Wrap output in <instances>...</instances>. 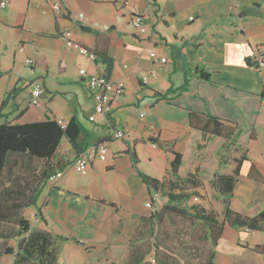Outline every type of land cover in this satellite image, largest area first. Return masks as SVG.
I'll use <instances>...</instances> for the list:
<instances>
[{
  "label": "crops",
  "instance_id": "1",
  "mask_svg": "<svg viewBox=\"0 0 264 264\" xmlns=\"http://www.w3.org/2000/svg\"><path fill=\"white\" fill-rule=\"evenodd\" d=\"M54 3L61 5L62 15H52ZM130 6L143 14L151 34L139 35L133 29ZM65 30L72 31L73 41L105 57L107 64L67 48L58 36ZM252 52L264 55V0H0V125L68 123L75 118L87 135V146L103 140L113 155L105 163L94 162L78 184L72 179L78 174L72 168L74 155L62 139L58 157L71 164L55 183L39 188L34 204L21 214H37L33 228L53 237L76 238L82 243L77 246L99 253L104 244L114 242L111 232L136 231L143 218L166 203L134 170L131 154L141 173L167 182L164 192L171 187L178 193L170 173L171 151L181 154L179 177L191 176L197 185L192 204L203 197L201 205L218 215L224 211L223 198L244 216L264 210V68L247 63ZM80 68L123 82L124 93L113 99L106 114H95ZM201 70L210 74L209 81L200 77ZM151 72L157 77L142 83L141 77ZM12 89L16 91L7 99ZM35 89L41 90L40 104L31 106ZM190 113L198 115L204 132L191 126ZM209 116L234 127L235 135L213 136ZM119 129L127 134L122 141L113 138ZM147 137H156L162 147ZM154 159L165 164L161 176L148 168ZM118 170L123 171L121 199L133 201L125 206L110 194V182L103 185L105 194L96 186L104 175ZM216 176L234 177V182L224 179L214 186ZM137 201L140 210L134 206ZM226 232L237 246L264 258L253 250L264 244V232L228 226ZM244 234L259 239L239 240ZM72 244L62 239L60 250H77ZM115 244L111 249L118 247Z\"/></svg>",
  "mask_w": 264,
  "mask_h": 264
},
{
  "label": "trees",
  "instance_id": "2",
  "mask_svg": "<svg viewBox=\"0 0 264 264\" xmlns=\"http://www.w3.org/2000/svg\"><path fill=\"white\" fill-rule=\"evenodd\" d=\"M87 50L94 56V60L99 58L107 64L105 57L95 51ZM247 63L250 64L248 59ZM39 65H41L40 61L36 62V68ZM199 72L202 79L209 81L210 74L202 70ZM15 91V89H12L7 94V99H10L11 93L13 94ZM7 99L2 101L1 109L7 105ZM24 110H21L16 117H20L25 112ZM189 116L191 126L204 132L205 127L198 123V115L190 113ZM207 119L212 124L209 132L213 136L230 139L235 135L234 127L224 125L215 117L209 116ZM86 137L84 129L75 118H72L64 129L55 120L26 124L6 122L0 125V177L4 179V186L0 187V224H10L11 217L17 216L15 221L18 227L13 234L0 233V239H18L15 251L11 247L4 250L5 255L13 254L15 256L12 264H25L33 260L39 264H57V252L54 247L56 239L71 241L76 245L82 244L73 237H53L46 231L33 228L27 219L19 217V215L22 209L34 204L35 195L39 188L45 185L51 176L61 173L71 164L70 161L60 160L58 157L61 140H67L74 155L72 158L73 163L75 157L87 147ZM146 140L162 147L156 137H147ZM170 153L172 155L170 173L177 181L176 189L179 190L178 193L173 191L171 187H168L164 192L162 189L166 187L167 182L141 173L137 167L138 159L136 155L131 154L133 168L140 175L143 182L154 192H160V195L166 199V203L159 210H154L148 218H143L142 222L155 221L156 223H162L165 215H174L199 222L208 230L207 237L212 242V246H217L226 226L246 232H264V210L251 217L244 216L232 210L228 199L223 198L221 201L224 211L221 215L222 219H220L219 215L213 210L206 209L202 205L184 204L185 201H189L191 197L196 196L193 188H196L197 185L194 184L191 176L186 179L179 177L181 154L174 151ZM242 159H245V157H242ZM32 163H39V167H32ZM239 164L234 176L238 175ZM224 179H230L231 183L234 182V177L216 176L214 186L221 185ZM150 227L153 230V226ZM253 250L255 253L264 255V244L255 246ZM214 258L215 251H212L208 264H214ZM133 259L136 258L133 257L130 261H135Z\"/></svg>",
  "mask_w": 264,
  "mask_h": 264
},
{
  "label": "rangeland",
  "instance_id": "3",
  "mask_svg": "<svg viewBox=\"0 0 264 264\" xmlns=\"http://www.w3.org/2000/svg\"><path fill=\"white\" fill-rule=\"evenodd\" d=\"M122 140L117 139L116 141ZM112 158L113 155L108 150L106 159L97 162L102 164ZM118 164L123 165L124 163ZM164 166L165 164L161 163L160 159H154L148 168L150 170L154 169V172L161 176ZM32 167H39V163H32ZM138 170L142 172L139 168ZM122 172V170H118L117 173L108 176L104 175L103 180L99 179L96 186L97 190H100V193L105 194L103 185L110 182V194L116 198L121 206H125V204L128 205L133 203V201L121 199V185H124V182H122ZM84 177L81 174H74V178L72 177V179L75 183L80 184L79 180ZM3 181L4 179L0 177V187L4 186ZM203 200L204 198L202 197L198 204L201 205ZM192 203H194V199L184 202L186 205ZM134 206L136 210H140L142 207L138 201ZM151 209L153 210L152 204ZM19 217L28 219L32 223L31 225H33L34 218H36L35 216H31V214L23 216L21 213ZM218 217L222 219L221 215ZM16 218L17 216L11 217L10 224H0V233L13 234V232L17 231ZM150 226H153V230ZM109 235L114 242L109 241L107 244H104V248L100 249L99 253H96L97 250L94 251L91 247H80L74 244L72 245L76 246L77 250H72L69 253L64 248L61 251L60 242L62 239H56L54 247L57 252V264H208L212 251H215L214 264H264L263 257L253 254L247 248L237 246L236 239L230 236L228 232L225 235L223 233L217 246H212V242L207 237L208 230L205 226L199 222L174 215H165L162 223H156L155 221L141 222L137 226L136 231H122L120 235L117 232H111ZM245 239L252 242L259 238L255 234H244L239 237V240ZM17 241L18 239L16 238L9 240L0 239V264L13 263L15 256L13 254L5 255L4 250L7 247H11L15 251ZM114 243L118 244V247L111 249ZM111 250L113 251L108 258V253ZM133 257L138 260L133 259L135 261L131 262L130 260ZM25 264L39 263L33 260Z\"/></svg>",
  "mask_w": 264,
  "mask_h": 264
},
{
  "label": "built area",
  "instance_id": "4",
  "mask_svg": "<svg viewBox=\"0 0 264 264\" xmlns=\"http://www.w3.org/2000/svg\"><path fill=\"white\" fill-rule=\"evenodd\" d=\"M101 2H107L108 0H99ZM115 2V1H113ZM1 6H5V3H1ZM55 17L62 15V7L59 3L52 4L51 8ZM130 24L133 29L139 35L151 34L148 23L144 20L143 14L138 10L136 6L129 7ZM191 19V18H190ZM59 38L63 41L67 48L75 49L80 55L87 56L89 59H94V56L88 52L87 48L81 46L72 40V31L65 30L59 33ZM249 65L257 70L264 68V55L252 52L248 58ZM26 63L32 65L33 61L27 59ZM78 75L84 79L86 87L91 95L94 105V112L98 115H104L110 110L113 99L122 96L124 93V84L122 81H113L103 72L89 73L85 69L80 68ZM157 77L155 72H151L149 75L141 77L142 83H147L149 78L155 79ZM41 90L35 89L31 92V98L29 104L31 106H38L40 104L39 98ZM89 121L94 120V116L88 118ZM56 123L61 127L65 128L67 123L63 120H55ZM126 132L122 129L115 130L113 132L114 139H124ZM108 153V147L105 142H98L84 148L74 159L72 168L78 174L87 175L91 170V167L96 161H104ZM61 173L55 174L50 177L49 181L55 183ZM146 206L151 208V204L148 203Z\"/></svg>",
  "mask_w": 264,
  "mask_h": 264
},
{
  "label": "water",
  "instance_id": "5",
  "mask_svg": "<svg viewBox=\"0 0 264 264\" xmlns=\"http://www.w3.org/2000/svg\"><path fill=\"white\" fill-rule=\"evenodd\" d=\"M80 29H83L82 27Z\"/></svg>",
  "mask_w": 264,
  "mask_h": 264
}]
</instances>
